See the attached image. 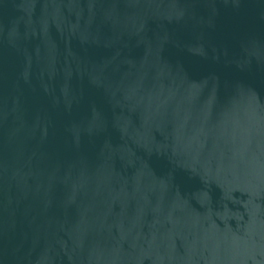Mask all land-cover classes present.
<instances>
[{
    "label": "water",
    "instance_id": "1",
    "mask_svg": "<svg viewBox=\"0 0 264 264\" xmlns=\"http://www.w3.org/2000/svg\"><path fill=\"white\" fill-rule=\"evenodd\" d=\"M0 264H264V0H0Z\"/></svg>",
    "mask_w": 264,
    "mask_h": 264
}]
</instances>
